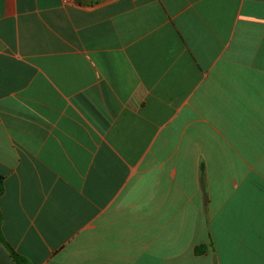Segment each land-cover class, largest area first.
Here are the masks:
<instances>
[{"label": "crops", "instance_id": "1", "mask_svg": "<svg viewBox=\"0 0 264 264\" xmlns=\"http://www.w3.org/2000/svg\"><path fill=\"white\" fill-rule=\"evenodd\" d=\"M0 174L32 264H264V0H0Z\"/></svg>", "mask_w": 264, "mask_h": 264}, {"label": "trees", "instance_id": "2", "mask_svg": "<svg viewBox=\"0 0 264 264\" xmlns=\"http://www.w3.org/2000/svg\"><path fill=\"white\" fill-rule=\"evenodd\" d=\"M4 176L0 174V198L3 196L5 192L4 186ZM0 242L1 244L7 249L9 254L11 255L12 259L16 264H32L28 257L22 255L18 251H16L13 246L6 240L3 234V214L0 208ZM205 250V247H198L196 248V253L201 254Z\"/></svg>", "mask_w": 264, "mask_h": 264}]
</instances>
